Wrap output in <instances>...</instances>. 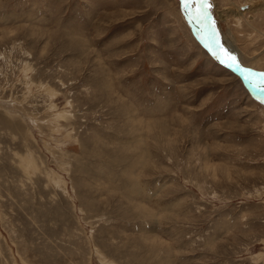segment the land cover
Wrapping results in <instances>:
<instances>
[{"label":"rangeland","instance_id":"obj_1","mask_svg":"<svg viewBox=\"0 0 264 264\" xmlns=\"http://www.w3.org/2000/svg\"><path fill=\"white\" fill-rule=\"evenodd\" d=\"M209 3L264 79V0ZM199 37L179 0H0V264H264V92Z\"/></svg>","mask_w":264,"mask_h":264},{"label":"snow or ice","instance_id":"obj_2","mask_svg":"<svg viewBox=\"0 0 264 264\" xmlns=\"http://www.w3.org/2000/svg\"><path fill=\"white\" fill-rule=\"evenodd\" d=\"M180 3L185 10H188L190 4L196 5L195 19L207 31V37L201 36L199 39L216 60L233 70L250 72V70L241 68L237 58L220 44L219 35L215 29V22L211 21L209 16V9L212 7L209 0H180ZM244 79L248 80L249 77L245 76ZM254 86L259 87L260 91L264 92V81H261L260 85Z\"/></svg>","mask_w":264,"mask_h":264},{"label":"water","instance_id":"obj_3","mask_svg":"<svg viewBox=\"0 0 264 264\" xmlns=\"http://www.w3.org/2000/svg\"><path fill=\"white\" fill-rule=\"evenodd\" d=\"M180 2V0H179ZM180 6H181V10H182V13L183 15L188 18V20L190 21L191 25L200 33L201 36L203 37H207V34L205 33L204 29L202 28V26L196 21L194 20V18L190 17V14L188 13L187 10H185L181 3H180ZM207 50V49H206ZM208 52V51H207ZM209 53V52H208ZM210 54V53H209ZM210 56L218 63L220 64L221 66H223L224 68H226L227 70H229L230 72H232L233 74H235L238 78H240L241 80H243L245 83H251L250 81L251 80H256L258 82H261V81H264L263 78H261L260 76L252 73V72H240V71H236V70H233L232 68H229L227 67L225 64H221L218 60H216L211 54ZM245 76H248L249 79L248 80H245L244 77ZM249 87V86H248Z\"/></svg>","mask_w":264,"mask_h":264},{"label":"bare ground","instance_id":"obj_4","mask_svg":"<svg viewBox=\"0 0 264 264\" xmlns=\"http://www.w3.org/2000/svg\"><path fill=\"white\" fill-rule=\"evenodd\" d=\"M219 65H220V64H219ZM220 66H221V65H220ZM221 67H223V66H221ZM223 68H224V67H223ZM225 69H226V68H225ZM226 70H227V69H226ZM228 71H229V70H228ZM253 84H254V83H252V82H251L250 84H249V83H246V85H248L249 88H251V89H253V90H256V88H255L256 86H254Z\"/></svg>","mask_w":264,"mask_h":264}]
</instances>
